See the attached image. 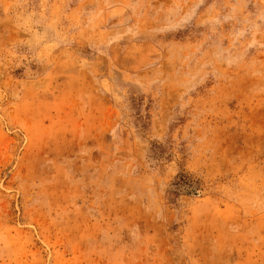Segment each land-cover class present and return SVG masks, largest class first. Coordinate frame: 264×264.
<instances>
[{"label": "rangeland", "instance_id": "1", "mask_svg": "<svg viewBox=\"0 0 264 264\" xmlns=\"http://www.w3.org/2000/svg\"><path fill=\"white\" fill-rule=\"evenodd\" d=\"M0 264H264V0H0Z\"/></svg>", "mask_w": 264, "mask_h": 264}]
</instances>
